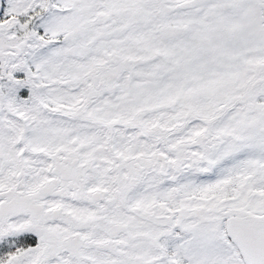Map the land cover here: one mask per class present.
Instances as JSON below:
<instances>
[{"label": "snow or ice", "instance_id": "obj_1", "mask_svg": "<svg viewBox=\"0 0 264 264\" xmlns=\"http://www.w3.org/2000/svg\"><path fill=\"white\" fill-rule=\"evenodd\" d=\"M0 264H264V0H0Z\"/></svg>", "mask_w": 264, "mask_h": 264}]
</instances>
